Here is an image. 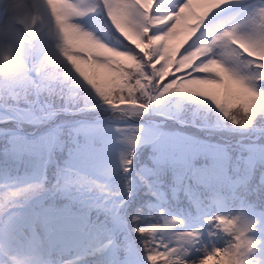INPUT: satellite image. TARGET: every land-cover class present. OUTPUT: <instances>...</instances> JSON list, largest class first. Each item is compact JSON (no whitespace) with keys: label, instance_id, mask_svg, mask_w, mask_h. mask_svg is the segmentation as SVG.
Segmentation results:
<instances>
[{"label":"trees","instance_id":"1","mask_svg":"<svg viewBox=\"0 0 264 264\" xmlns=\"http://www.w3.org/2000/svg\"><path fill=\"white\" fill-rule=\"evenodd\" d=\"M250 21L252 29L248 34L253 38H264V11L250 18ZM129 23L132 21L129 20ZM86 24L99 27L110 39L116 38L101 16L91 17ZM180 24L182 27V22ZM73 49L72 45L62 39L51 42L40 68L41 96L35 101L33 88L36 86V80L30 73L29 39L26 38L25 30L9 21L0 33V102L4 108L0 109V211L7 204L18 201L21 196L43 193L44 188L49 186L56 191L46 197L38 222L45 230L48 217L55 210L57 228L51 234L52 244L63 253L91 255V247L101 240L102 226L124 206L122 214L127 224L124 229L117 231L116 242L127 246L135 244L144 260L146 254L143 251L142 237L135 231L133 217H136L139 226L149 230L155 229L157 232L172 228L173 224L191 225L190 228L207 234L208 243L215 244L218 249L226 239H232L234 244L231 249L213 250L206 253L205 258L209 260V264H225L227 261L230 264H241L247 248L242 259V249L236 253L235 239L239 235V228L233 222L239 209L252 208L256 212H264V114L258 116L255 123L251 124L239 118V127H236L237 122L233 117L238 114L227 104L217 105L220 109L218 112L194 102L198 98H189L186 101L181 98L180 107L176 110V101L183 93L169 85L164 89V92L172 93L166 100L168 118L165 120L153 113L144 118L140 111L144 105L139 103L142 106H136L133 103L138 102L128 99L127 96L140 95V91L147 93L148 88L140 89L139 84L132 87L130 80L123 73L116 75L109 66L98 62L93 65L92 89L105 103L95 102L88 92V87L81 82H86L90 87L87 60L72 55ZM226 54L230 55L231 52L226 49ZM64 57L71 62L80 79L64 67ZM116 89L122 90V99L126 103L120 104L118 99L112 104L107 103ZM122 106L126 108L122 109ZM250 107L255 108L253 105ZM6 109L17 110L22 117L21 123L11 118ZM130 118H154L156 125L162 126L165 132L171 134L167 142L171 147H175L179 139L192 142V138L201 142V146L211 145L224 149L225 160L227 159L229 170L234 176H248L249 157L260 148L262 155L255 160L256 168L251 172L246 185L233 183L217 186L214 192L205 190L201 211L206 216L194 220L195 206L188 199L182 197L179 200L168 199L159 203L148 187L136 189L139 174L137 177L129 176L122 166L118 169L119 172L107 181V176L100 174L87 157L79 155V149L85 147L102 154L104 147L101 148L99 138L90 136L88 132L101 131L105 126L125 131L130 124L124 122ZM55 124H62L56 149L59 163L57 168L45 169V143L51 138ZM33 130V134H28ZM152 155V145L147 144L135 155L137 166L140 161L142 164L139 167L142 168L145 163H150ZM199 159L200 162H208L207 157L201 156ZM82 176L87 180L79 189L77 184H80ZM83 186L85 188L82 189ZM89 190L93 199H87V204L83 205L78 191L88 195ZM130 194L133 196L128 200ZM213 194L217 196L216 199H213ZM88 220L95 221L90 229L89 226L84 227ZM168 221H171V224L167 223ZM213 226L221 228L219 238H214ZM1 229L2 225L0 239ZM177 234L182 235L183 232ZM90 264L104 263L95 259Z\"/></svg>","mask_w":264,"mask_h":264},{"label":"clouds","instance_id":"2","mask_svg":"<svg viewBox=\"0 0 264 264\" xmlns=\"http://www.w3.org/2000/svg\"><path fill=\"white\" fill-rule=\"evenodd\" d=\"M227 2L228 0H185V3L181 4L178 0H167V9L164 7L161 9L158 0H75L76 6L82 10V15L75 18L79 46L74 48L71 54L81 56L90 62L105 64L116 75L123 73L128 79L132 73L143 76L145 82L141 83L137 79L136 84L140 85V89L150 88L153 96L162 85L167 87L165 81L170 76L176 77L170 82L174 89L189 86L190 82L177 74L187 72L193 66L194 71L204 74L196 79L228 77L229 80L236 81L244 87L243 82L237 80V76L254 75V72L243 55L237 50H232L230 55L226 54L227 41L220 39L215 33L211 36L212 47H209L207 42H201L198 37L209 16ZM193 4L206 8L207 12L201 14L195 11ZM260 12L250 13L248 18H243L239 23V30L251 31L250 18ZM99 14L106 16L116 38L110 39L99 27H90L84 23L85 18ZM42 15L43 13L35 10L34 0H3V3H0V19L5 23L11 21L20 26L26 32V38L31 32L24 26L29 25L38 29ZM174 19L176 22L171 23L165 31L154 33V29L164 28ZM129 20L132 21L131 24ZM178 22H182V27L177 31ZM178 35H182V39L175 47H168L166 43L163 47L158 46L162 41ZM239 48H243V45H239ZM244 52H247L246 48ZM139 54H143V60ZM145 61H152L150 69L153 71L150 75L145 71ZM63 63L66 69L80 79L66 57L63 58ZM81 82L88 87V92L95 102L105 103L94 89L87 86L86 82ZM122 96V90L116 89L113 91L112 99L107 103L112 104L118 99L120 104H124L126 101ZM137 99H146L145 93L140 91ZM262 102L264 97L258 96L253 106ZM239 118L238 114L233 120L239 122ZM262 218L264 215L257 216V219ZM135 219L136 217H133V220ZM167 223L171 224V221ZM135 231L142 235L146 254L155 257L151 264H209V260L205 258L206 253L231 249L234 244V240L226 239L218 249L215 244L208 243L206 234L201 239L199 230L197 234L188 236L178 235L176 228L157 232L155 229L135 227ZM261 248L264 249V246ZM194 250L196 255H193ZM244 255L248 264H264V260H254L248 253Z\"/></svg>","mask_w":264,"mask_h":264},{"label":"snow or ice","instance_id":"3","mask_svg":"<svg viewBox=\"0 0 264 264\" xmlns=\"http://www.w3.org/2000/svg\"><path fill=\"white\" fill-rule=\"evenodd\" d=\"M180 3H185V0H180ZM231 6H236L245 10L248 18L249 14H255L257 11H264V0H259L258 3L253 4L250 0H228L227 3ZM223 4V5H225ZM193 9L201 14L207 12L206 8L199 7L196 4L192 5ZM175 19L170 22L168 26L160 29H154L155 32L165 31L171 23H175ZM205 27V24L203 28ZM202 28V29H203ZM215 35L220 39L226 40V48L230 52L232 50L239 51L243 57L248 61L250 68L254 75L237 76V80L243 82L244 87L228 77L221 78H205L196 79L204 74L196 72L193 68H189L187 72L178 73V76H184L189 82V86H181L180 93L188 91L194 92L197 95L179 97L184 98H198L194 101L206 108L214 111H220L217 105L227 104L236 114H239L240 120H247L250 124L255 123L256 118L264 114V102L259 103L253 109L256 97H264V38H253L248 32H241L239 30V23L230 26H224L215 32ZM235 42V43H233ZM207 43L212 47L211 36L208 38ZM243 45V48H239ZM244 48L247 52H244ZM143 60V54H139ZM152 61H145V71L150 75L153 70L150 69ZM188 73H191L189 76ZM235 75V74H234ZM144 81L143 76H137L135 73L130 74V83L132 87H136V80ZM176 77L170 76L161 89L157 90L155 96L151 94V89H147L146 99L138 100L136 94L127 96L128 99L136 100L138 103L143 104L144 108L140 111L144 114V118L151 113H158L168 118L169 114L164 112L166 100L171 92H164L171 85V81ZM222 114V113H221ZM129 123L131 121H128ZM236 127H239L237 122ZM201 142L195 141L184 143L179 149L171 147L168 144L160 142V140L152 141L153 155L150 163H145V166L138 167L136 157L133 156L132 162L129 164L127 175L137 177L139 174L140 179L137 180L136 189L140 187H148L149 191L158 201H167L168 199L179 200L182 197L188 199L197 208L204 206L201 196L205 194V190L214 192L217 186L230 185L239 183L246 185L250 174L256 168V162L251 157L248 159V176H234L229 170L227 159L221 163L217 159L218 149L215 146L204 145L196 146ZM145 155H147L145 153ZM201 156L207 157L208 162L203 165L198 164ZM150 165V166H149ZM170 173V175H168ZM130 194L128 200L132 198ZM217 196L213 194V199ZM127 200V201H128ZM125 202V205L127 204ZM124 206L118 212H115L109 222L102 226L100 234L101 242L107 244L106 250L101 253L102 256L107 254L110 264H127L130 249L127 245H121L116 242L117 231L124 229L127 221L122 214ZM163 208V207H161ZM52 214H55V210ZM133 220V218H132ZM137 228H144L138 225V221L133 220ZM137 232V231H136ZM139 233V232H138ZM142 237L141 233H139ZM264 246V241L261 242V247ZM144 253L146 250L143 248ZM197 253L193 252V255ZM155 257H149L146 254L147 264H151V260Z\"/></svg>","mask_w":264,"mask_h":264},{"label":"rangeland","instance_id":"4","mask_svg":"<svg viewBox=\"0 0 264 264\" xmlns=\"http://www.w3.org/2000/svg\"><path fill=\"white\" fill-rule=\"evenodd\" d=\"M159 2L161 9H163V7L167 9V0H160ZM178 2H180V0H178ZM250 2L256 4L259 0H250ZM0 3H3V0H0ZM46 4L47 5L43 4V0H37L36 5H38L42 10L41 13H43L39 21L38 29L25 25L26 28L28 27L29 29L30 27V29L33 31L35 30L36 33V68H38L41 60V52L53 40L62 39L74 48L79 46L76 39L77 28L75 18L82 15V10L76 6L75 0H46ZM246 14L247 12L239 7L230 6L228 4L222 5L220 8L216 9L211 16H209L205 22V27L201 29L200 33H198V37L201 42H207L208 38L222 27L240 23ZM89 19L90 18H85L84 23ZM6 25L7 23H5L3 19H0V33ZM180 28L181 24L178 22L176 30L178 31ZM180 39H182V35L162 41L158 46L163 47L166 43L167 46L175 47L180 42ZM187 94L188 96H194L192 92ZM187 94L183 93L182 95L187 96ZM181 98L182 97H180V99L178 98L176 101V110L180 106ZM182 100H184V98H182ZM167 111L168 109L164 108V112L167 113ZM147 129H149V127L130 126L129 128H126L125 131L116 130V128H108L102 131H91L89 132L90 135H98L102 147H104L102 151L103 155L97 153L95 150H89L86 147L81 148L78 153L84 158L87 157L91 164L96 165L98 171L114 173L113 170L121 164V160L127 152L132 140H134L135 144H139L142 140H147L151 137L159 139L163 136V133H156V130L154 133H149ZM241 131L244 132V130ZM169 135L171 134L165 132L160 142L166 144ZM142 136L145 137L138 138ZM184 143L190 142L179 139L175 148L179 149ZM218 150L217 159L223 163L224 151L220 149ZM258 215H264V212L256 214L252 210L241 209L239 215H237L233 222L236 227L239 228V235L235 239V246L238 249H242L240 252L242 259L243 252L249 245L247 253L254 260H264V254H262L264 253V249L261 248V242L264 241V218L257 219ZM21 217H23V223H16V216L9 217L5 221L6 226L3 229V233L8 239L7 241H4V246H2L3 249H0V254L2 255V252H5V254L9 256V259L0 256V264H74V262L69 263L75 258L73 252L63 254L60 250L55 249L49 235L42 230H37L35 233L30 232V229H28L29 223L31 224L29 212L21 214ZM26 218L27 221L24 225ZM177 225H179V227H177ZM186 226L187 225L184 224H173L172 228H176L177 233L183 232V236L196 234L197 229L190 228L191 225ZM24 232L30 234L29 240L27 236L24 235ZM204 235L205 233L200 235L201 239H203ZM130 254L131 262L133 263L134 259L136 262L134 249L131 250ZM236 258L237 256H235V260ZM225 264H230V262L227 261ZM243 264H248V261L245 260Z\"/></svg>","mask_w":264,"mask_h":264},{"label":"bare ground","instance_id":"5","mask_svg":"<svg viewBox=\"0 0 264 264\" xmlns=\"http://www.w3.org/2000/svg\"><path fill=\"white\" fill-rule=\"evenodd\" d=\"M35 1V3H37V0H34ZM43 3L44 4H46V0H43ZM191 140H192V142H195V139H192V138H190ZM196 146H198V147H200L201 145H196ZM205 162H200V159L198 160V164L199 165H203Z\"/></svg>","mask_w":264,"mask_h":264}]
</instances>
